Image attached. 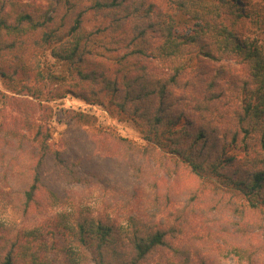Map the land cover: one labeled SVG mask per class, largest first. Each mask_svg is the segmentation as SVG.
Masks as SVG:
<instances>
[{
  "label": "trees",
  "instance_id": "obj_1",
  "mask_svg": "<svg viewBox=\"0 0 264 264\" xmlns=\"http://www.w3.org/2000/svg\"><path fill=\"white\" fill-rule=\"evenodd\" d=\"M164 3L166 8L150 0H0V78L9 84L8 91L0 88V199L22 221H0V264H226L219 257L223 250L236 256V264H264V241L250 240L251 225L238 222L234 241L226 240L217 255L176 243L182 235L195 236L185 209L173 223H161L136 185L109 181L116 180L108 164L114 153L128 161L135 154L160 155L228 196L227 202L260 211L258 228L264 230V0ZM88 13L99 20L90 28ZM45 47L67 65L66 73L44 67L38 52ZM150 60L174 63V71L160 75ZM224 60L249 69L236 79L230 115L216 107L224 65L190 91L180 81L201 61ZM67 96L117 110L145 145L99 126L90 113L69 109L74 127L57 147L49 101ZM47 169L55 179L100 190L102 207L118 212L49 214L52 202L73 205V197L46 184ZM108 189L114 192L106 196ZM159 252L164 259L156 261Z\"/></svg>",
  "mask_w": 264,
  "mask_h": 264
},
{
  "label": "rangeland",
  "instance_id": "obj_2",
  "mask_svg": "<svg viewBox=\"0 0 264 264\" xmlns=\"http://www.w3.org/2000/svg\"><path fill=\"white\" fill-rule=\"evenodd\" d=\"M31 3L40 4L47 3L48 0H25ZM158 5L166 8L164 0H150ZM99 20L93 13H88L86 19L87 27H92ZM181 31L189 32L188 29L181 28ZM41 62L46 69H50L56 74H64L67 72V65L60 62L52 56L51 47H45L38 52ZM150 67L164 76L170 75L174 71V63H162L157 60H150ZM224 65L227 69L222 79H218L215 84V91L221 93L217 102V109L222 112L231 114L236 103L231 95L235 85L238 83L236 79L238 75L247 74L248 68H244L232 60H224L222 62L201 61L198 65L188 68L181 75L180 81L187 91L194 87L193 83H197V79L206 84L215 75L216 70ZM197 74L198 78L193 75ZM202 84V85H203ZM8 83L0 78V88L8 91ZM49 104L53 106V141L57 147L62 149V138L74 127V122L69 121L67 110L76 109L92 114L96 117V123L104 128L116 130L120 135L131 139L132 141L145 145L139 130L125 116L118 113L113 108H107L99 105H90L80 98L67 96L57 100H50ZM113 161L109 164V168L113 172V176L109 181L113 186L125 185L126 188L132 189V185H136L142 193L143 200L147 201V207L156 210L157 220L161 223L171 219L174 222L175 214L181 209L187 212V225L192 228L190 236L195 235L188 240L185 236L176 239V243H192L193 247L202 251H213L217 255V250L221 246H226V240L234 241V235L237 236L238 222L251 225L252 234L250 240L253 242L264 241V230L258 228V223L263 219L260 211H254L243 206L242 202H227V197L223 194H215L210 187L201 184L200 180L183 166L176 167L170 159L145 154H135L130 160L126 159L123 153H114ZM55 172L47 169L45 182L48 186L64 190L67 197H73L71 202H57L47 206L49 214H54L62 209L70 211H89L91 214L104 216L115 215L118 212L117 207H102V198L100 190L89 188L85 183L72 184L64 182V180L55 179ZM116 189V188H115ZM120 190L119 195L125 198L126 193ZM114 192L108 189L106 196ZM156 206V208H153ZM0 221L12 226L22 224L19 214L0 199ZM182 240V241H180ZM180 241V242H179ZM244 241V240H243ZM220 259L226 264H236V256L223 250L219 254ZM156 261L163 260L164 255L157 253ZM195 260L198 258L193 257ZM153 261L152 263H154Z\"/></svg>",
  "mask_w": 264,
  "mask_h": 264
}]
</instances>
